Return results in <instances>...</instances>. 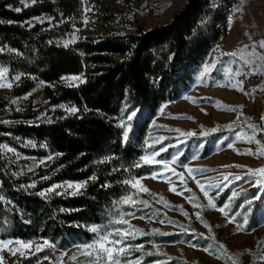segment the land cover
Wrapping results in <instances>:
<instances>
[{
  "label": "trees",
  "instance_id": "16d2710c",
  "mask_svg": "<svg viewBox=\"0 0 264 264\" xmlns=\"http://www.w3.org/2000/svg\"><path fill=\"white\" fill-rule=\"evenodd\" d=\"M25 2L27 7L21 0H0V46L6 49L0 52V63L24 75L0 98V142L28 155L54 153L55 158L30 175L0 156V239L47 238L64 249L92 238L86 225L108 222L117 201L131 190L121 181L155 168L133 166L144 153L150 123L163 102L176 99L187 87L223 23L218 27L206 24L203 29L209 14L204 1L189 0L167 23L139 27L136 32L87 36L65 47L54 42V33L44 31L33 18L77 16L82 0ZM17 7L20 12L14 10ZM215 20L221 22L222 16ZM69 74L82 75L84 82H62L61 77ZM38 81L47 83L48 101L38 107L31 101L16 107L12 99L30 92ZM63 105L79 111L70 113ZM125 105L139 110L127 145L122 143V129L116 126ZM42 114L47 118L39 120ZM109 155L116 159L98 163ZM93 175L98 177L94 181L89 179ZM66 180L88 182L79 194L56 189L40 195ZM33 183L35 187H28ZM183 227L189 237L203 238L190 225ZM178 236L156 235L154 240L173 241ZM154 263L196 264L160 253L140 259V264Z\"/></svg>",
  "mask_w": 264,
  "mask_h": 264
},
{
  "label": "rangeland",
  "instance_id": "374dc122",
  "mask_svg": "<svg viewBox=\"0 0 264 264\" xmlns=\"http://www.w3.org/2000/svg\"><path fill=\"white\" fill-rule=\"evenodd\" d=\"M188 1L82 0V10L77 16L58 14L38 18L43 20L44 31L54 33V42L61 45L67 42L69 46L87 36L136 32L139 27L150 28L167 23ZM203 1L209 14L202 28H206V24L218 27L223 23L222 32L202 62L195 67L187 87L180 90L176 99L161 104L143 141L144 153L153 149L159 151L160 155L155 160L171 161L175 155L176 163L169 165L174 171L163 164H151L155 168L150 173L134 177L139 178L140 184L126 194L135 203H118L110 216V219L117 218L121 211L131 214L124 217L128 224L123 227L128 232L125 243L133 247L125 249L122 260H130L132 264L148 253L174 255L196 264H264V259H261L264 257V187L257 184L258 176L251 175L252 170L264 168V62L257 61L252 67L244 65L242 68L243 61L239 59L241 50L246 46L251 51L252 44L264 41V0ZM217 16H222L221 22L215 20ZM233 51L237 52V58L226 55ZM258 51L264 53V49ZM206 65L214 66L208 67L205 72ZM241 68L239 76L235 72L225 75L229 69ZM0 69L6 70L4 84H12L11 87H0L2 98L14 84L23 80L24 75L13 73L6 63L1 62ZM17 75H20L19 80L14 79ZM73 75L84 81L82 75L76 74L65 75L63 77L69 79L61 81L70 85L82 83L71 80ZM46 86V82L38 81L30 92L14 97L13 104L21 108L31 101L35 106H41L49 99ZM45 118L42 114L39 120ZM249 124L257 125L252 139L253 131ZM214 128L217 130L211 131ZM189 131L196 135H180ZM201 132L209 134L205 136ZM145 141L152 147L145 145ZM0 145L15 149V152L0 149V156L14 161L24 174L35 175L55 158L54 153L32 156L6 142H0ZM41 160L45 162L40 164ZM184 165L204 169L203 174H195L196 180L208 191L216 208L207 207L208 199L196 180L187 174ZM178 174H183L184 178L181 179ZM224 175H229V179L223 180ZM235 176L242 179L236 180ZM68 181L72 180L56 184ZM217 184L219 188L215 187ZM84 188L75 194L81 193ZM144 188L149 191H143ZM173 188L175 191L170 190ZM57 190L68 194L72 191L65 188ZM233 192L238 195L233 197ZM192 198L203 207L195 208L190 202ZM140 201L148 203L145 205ZM225 204L230 205L227 215L218 210ZM181 208L188 213L187 217ZM196 212L201 213L204 223L197 218ZM109 220L103 225H107ZM205 223L211 226V230L205 227ZM181 225H190L203 238L189 237V232ZM237 225L243 227L238 228ZM136 229L141 231L136 232ZM160 233H177L179 236L173 241L154 240ZM93 238L94 234L92 238L64 249L55 244L52 248L43 246L40 252L35 250L36 246L43 245V240L47 238H5L2 240L13 243L0 248V264H83L87 257L81 254L84 250L75 245L90 242ZM18 240H31L33 246L24 249L15 243ZM45 256L48 259H44Z\"/></svg>",
  "mask_w": 264,
  "mask_h": 264
},
{
  "label": "snow or ice",
  "instance_id": "6c2138e0",
  "mask_svg": "<svg viewBox=\"0 0 264 264\" xmlns=\"http://www.w3.org/2000/svg\"><path fill=\"white\" fill-rule=\"evenodd\" d=\"M33 3H35V0H32ZM21 3L27 7V3L25 2V0H21ZM16 12H20L21 8L17 7L14 9ZM87 11V9H86ZM34 20L43 23V20H40V18L36 17L33 18ZM2 22V21H0ZM87 22V21H86ZM9 24L14 23L13 21H9ZM68 46V43H65V47ZM258 49H264V41H261L258 45L257 44H252L251 45V51L248 50V47L246 46L244 49L241 50V54L239 56V59L241 61H243L242 64V68L244 65H247L249 67H252L253 65L256 64L257 61L260 62H264V53H261L260 51H258ZM6 49L4 47H0V52H4ZM217 50H219V45L217 46ZM226 55H228L231 58H237V52L233 51L231 53H227ZM230 63L232 62L231 60L229 61ZM214 65H206L205 66V72H207L208 67H213ZM241 69H229L226 71L225 75H228L229 72H235V74L237 76H239L241 74ZM5 72L6 70L4 69H0V87H11L12 84L8 83L7 85L4 84V77H5ZM202 78V77H201ZM15 80H19L20 79V75H17L16 77H14ZM61 79H69L68 77H61ZM71 80L73 81H80V82H84L80 79V77L78 76H71L70 77ZM187 99V97H186ZM66 111L70 112V113H76L77 111H79L76 107L71 106V107H67L65 109ZM138 111L137 109H130L129 106L125 105L124 108L121 109V115L118 117V122L116 124V126L120 129H122V143L127 145L130 140H131V136L130 134L133 132V121L134 119L137 117L138 115ZM161 113L163 112V107H161L160 109ZM248 127L250 129H252L253 131V137H250V139L254 138L256 131H257V125L255 124H249ZM217 129H212L211 131H216ZM175 131H179V129H176ZM201 135H205L207 136L209 133L208 132H201ZM180 135L182 136H194L196 135V133L194 132H181ZM145 145H147L148 147H152L151 145L148 144V141L144 142ZM231 147V145H229ZM0 149H7V151L9 152H15V149L13 148H9L7 145H0ZM264 154V153H262ZM57 155H62V154H57ZM160 153L159 151H156L155 149H153L152 151L149 152H145L144 154L139 156V161L134 163V167H141L142 165H151L153 163H159V164H163L165 168L169 169L170 171H174V169L169 168L170 163L174 164L177 161V157L174 155L172 156L171 161H167V160H155V157L159 156ZM52 157H48V159H51ZM116 157L114 155H109L107 156L105 159H102L100 161H98V163H104L105 160H107V162H111L113 160H115ZM45 161L41 160L39 161L40 164H43ZM142 162V163H141ZM185 169L187 170V174L193 179L196 180V173L199 172L201 174H203L204 169L202 168H192V167H188L187 165H184ZM31 170V169H29ZM111 171L116 172L119 171L118 168H113ZM127 171V169H126ZM181 176V179H183V174H178ZM230 175V174H229ZM229 175H224L222 177L223 180H228L229 179ZM251 175L252 176H258L259 179L257 180V184L261 187H264V168H260L258 170H252L251 171ZM49 177H43V179H48ZM98 177L93 175L91 177H89L90 180H96ZM234 179L236 180H240L242 179V177L240 176H235ZM87 180L83 181V182H74V181H68V182H64L63 184H54L52 185L51 188L46 189L44 192H41L40 195L44 196L46 194V192H54L56 191V189L59 188H65L66 190H72L69 194H75V192L79 191L82 187H84L87 184ZM122 184H124L125 186H130L131 188H137V186H139L140 184V180L139 178H129V179H125L123 181H121ZM196 183L198 185H200L201 189L204 192V196L208 199V204L207 207L208 208H216V204L213 200V198H211L209 196L208 191L204 188V186L200 183L199 180H196ZM109 185H104V187H108ZM28 187H35V184L33 183L32 185H29ZM215 187L219 188L220 185L217 184L215 185ZM171 191H175V189H170ZM143 191L147 192L149 191L148 189L144 188ZM238 194L233 192L232 196L236 197ZM3 197H0V200H2ZM161 199H163L161 197ZM135 203V201H132V198L129 195H124L122 197H120V199L117 201V203L123 205V204H128V203ZM191 203H193L195 208H202L203 205L196 203L195 198H192L190 200ZM140 203H143L145 205H147V201H140ZM165 203H167L165 201ZM249 203H251V201H249ZM230 205L229 204H225L223 207L219 208L218 210L221 213H224L225 215H227V209ZM181 211L183 213V215H185L186 217L188 216L187 212H183V209L181 208ZM126 215H131L129 213H125L123 211H121L118 215L117 218L114 219H110L109 223L107 225H91V226H85L87 228L88 231L92 232L94 234V238L90 241V242H81L79 244H76L75 247H77L78 249H83L84 251L81 253L82 255L86 256L87 259H85L83 261V264H132V262L129 260L127 262L122 260V256L125 253V249L128 247H133V245L131 244H126L125 243V236L128 235L127 229L125 227H123V225H127L128 221L126 219H124V217ZM196 216L198 219L201 220L202 223H204L203 221V217L201 216L200 212H196ZM163 222V221H161ZM247 224V220L244 221V225ZM79 227V225H77ZM219 226V225H218ZM181 227H183V225H181ZM205 227H208L209 230H211V226L208 225L207 223H205ZM237 227H243V225H237ZM136 232H140V229H136ZM185 231H188L187 229H185ZM161 235H168V233H160ZM133 238H135L134 234H133ZM13 241L11 240H2L0 239V248L7 246L9 244H12ZM16 244L20 245L22 248L24 249H30L33 246V241L28 240V241H22V240H18L15 242ZM43 246H47L49 248L54 247V243L50 242L49 240L45 239L43 240V245H37L36 246V251L40 252L43 250ZM135 247L137 248H141L142 245H135ZM220 248H223V245H219ZM250 251V250H249ZM152 253H148V255H151ZM44 259H48L47 256L44 257ZM73 259H75V257H73ZM261 259H264V257H261ZM136 264H140L139 260H136Z\"/></svg>",
  "mask_w": 264,
  "mask_h": 264
}]
</instances>
